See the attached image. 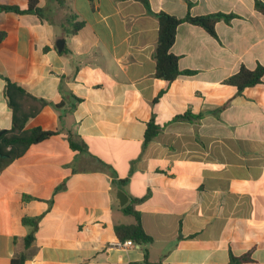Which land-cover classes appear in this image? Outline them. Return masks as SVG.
Masks as SVG:
<instances>
[{
  "label": "crops",
  "instance_id": "0c3cea01",
  "mask_svg": "<svg viewBox=\"0 0 264 264\" xmlns=\"http://www.w3.org/2000/svg\"><path fill=\"white\" fill-rule=\"evenodd\" d=\"M148 3L177 18L235 17L216 22L215 37L180 24L170 53L195 74L166 83L154 77L157 21L139 2L0 11V131L11 126L6 78L45 103L24 130L55 133L0 171V264L20 254L24 264H264V74L240 93L224 83L241 66L264 67V16L254 0ZM68 21L82 25L68 34ZM186 112L201 116L173 120ZM151 117L158 131L144 143ZM118 192L139 200L149 244L120 245L114 227L134 221Z\"/></svg>",
  "mask_w": 264,
  "mask_h": 264
},
{
  "label": "trees",
  "instance_id": "16d2710c",
  "mask_svg": "<svg viewBox=\"0 0 264 264\" xmlns=\"http://www.w3.org/2000/svg\"><path fill=\"white\" fill-rule=\"evenodd\" d=\"M134 1L139 2L144 7L145 11L152 15L157 21V41L153 53L155 63L154 77L166 83H171L179 75L190 76L195 74L194 71L179 70L178 58L170 53V48L174 43L176 29L180 24L187 23L200 27L210 36L215 37L214 26L216 22L223 20L229 23L230 20L235 17L234 15L218 13L199 16H190L187 14L182 18H177L164 12H152L148 0ZM187 4L190 5L189 2ZM36 5L37 0H28V7L25 10H20L16 6H0V11L22 14L35 10V12L40 15V10L36 9ZM254 9L264 16V3L260 0H254ZM68 24L71 26V30L67 32L68 34L76 33L82 25L80 22L72 21H68ZM3 38L4 33L0 32V41ZM263 74L264 67L260 65L253 70H248L241 66L235 74L225 79L224 83L234 87L237 92L240 93L244 88L260 84ZM4 81L5 86L3 93L7 106L11 110V126L8 130H3L0 135V171L15 159L22 156L29 146L47 140L55 134L53 131H43L40 128H33L29 131L24 130L26 122L34 117L45 103L35 99L10 80L5 78ZM161 94L162 92L158 94L153 102H156ZM200 116V114L195 115L191 112H186L174 117L173 120L191 121L199 119ZM157 131L158 127L154 124L153 117H151L144 133V143H148L156 135ZM67 141L70 149L74 151L82 150V146L74 141L72 135L68 136ZM137 202H139V200H132L121 208L123 214L133 218V224L116 225L114 227V233L120 241L130 240L136 245L145 246L149 244L152 239L144 232L139 212L133 208V204ZM28 222L35 227L36 223L34 221ZM32 239L33 236L31 234L25 238L24 248L29 246ZM242 259L231 258L230 264H234ZM24 262L25 255L20 254L13 258L10 264H24Z\"/></svg>",
  "mask_w": 264,
  "mask_h": 264
},
{
  "label": "water",
  "instance_id": "95a60500",
  "mask_svg": "<svg viewBox=\"0 0 264 264\" xmlns=\"http://www.w3.org/2000/svg\"><path fill=\"white\" fill-rule=\"evenodd\" d=\"M62 43H63V40H61V44L60 43H56L55 44V48L60 51L62 49ZM2 134V131H0V135ZM117 199H118V202H119V205L121 207H123L125 204H126V201H127V198L126 196L124 195V193L122 192H118L117 195H116Z\"/></svg>",
  "mask_w": 264,
  "mask_h": 264
},
{
  "label": "built area",
  "instance_id": "2783aa9c",
  "mask_svg": "<svg viewBox=\"0 0 264 264\" xmlns=\"http://www.w3.org/2000/svg\"><path fill=\"white\" fill-rule=\"evenodd\" d=\"M120 245L124 248H130L134 246V243L130 240H124Z\"/></svg>",
  "mask_w": 264,
  "mask_h": 264
}]
</instances>
